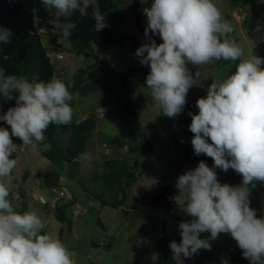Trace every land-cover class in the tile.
Wrapping results in <instances>:
<instances>
[{
  "label": "clouds",
  "instance_id": "clouds-1",
  "mask_svg": "<svg viewBox=\"0 0 264 264\" xmlns=\"http://www.w3.org/2000/svg\"><path fill=\"white\" fill-rule=\"evenodd\" d=\"M41 4L54 10L55 25L65 38L76 27L71 17L77 12L87 17L91 9L94 31L109 26L97 0H41ZM143 11L148 22L145 36L158 34L163 42L157 45L149 37L151 42L135 55L142 65L150 66L146 85L163 115L178 116L189 89L201 81V72L193 75L189 65L198 69L213 61H238L232 74L213 80L206 97L197 99L198 113H188L194 153L205 154L214 164L209 167L200 161L177 179L179 196L186 200L184 211L193 219L179 224L182 239L169 245L173 259L211 250L210 240L228 233L250 264H264V216H257L249 200V185L264 183V57L246 54L244 47L229 39L234 27L213 0H154ZM11 36L9 29L0 28V43L9 44ZM73 86L72 81L56 77L45 82L37 75L31 79L6 75L0 68V97L15 100V106L0 115L10 126V131L0 127V264H76L77 253L45 231L36 212L17 211L9 199L18 162L12 158L18 150L12 137L33 152L51 151L45 133L50 125L72 122L71 102L79 99V92L70 91ZM78 159L88 162L91 154L81 153ZM216 168L225 173L234 170L242 176L241 183L219 182ZM39 199L45 201L44 196ZM205 232L210 237L201 239Z\"/></svg>",
  "mask_w": 264,
  "mask_h": 264
},
{
  "label": "rangeland",
  "instance_id": "rangeland-1",
  "mask_svg": "<svg viewBox=\"0 0 264 264\" xmlns=\"http://www.w3.org/2000/svg\"><path fill=\"white\" fill-rule=\"evenodd\" d=\"M153 2L154 0H139L142 29H145L148 23L143 10L151 7ZM213 2L221 10L224 19L234 27L229 39L236 40L244 47L246 54L264 57V13H258L262 5L260 0H251L247 6L242 7L245 12H238L237 20L231 16L230 12L234 10L231 2L228 0ZM118 6L124 17L120 31L130 37V40L120 48L99 52L93 47L92 52L78 56L67 39L59 36L53 42V33L49 31L43 35L42 42L59 75L56 78L65 82L74 77L79 70L90 68L102 59L107 60L115 72L133 70L131 85L136 94L133 98L135 119L123 123L119 117L105 118L104 112L107 109H114L116 105L104 93H96L78 100L73 108L72 121L85 118L97 121L98 133L94 131L86 148V152L91 154V160L88 162L52 165L38 152H33L28 146L22 145L19 138L12 137L18 146L17 152L14 153L18 162L12 174L14 179L9 187V199L20 212H24L22 209L24 202L25 211L36 212L45 223V231L55 236L59 235L55 208L64 204L66 215L74 221L75 228L73 236L70 237L69 229L65 226L63 242L77 253L76 264H155L156 240L163 234L167 237L174 236L179 226L177 208L165 212L146 208L143 204L149 194L158 190L160 183L168 179L171 165L175 163L172 147L176 143L189 142L191 134L189 125L181 121L191 122V117L188 115L189 112L182 111L178 116L169 118L163 115L159 105L152 101L150 89L147 88L146 80L140 71L143 65L140 58L135 55L136 50L147 43V39L137 28L131 1L120 0ZM33 15L31 12V17ZM150 35L158 36L151 32ZM56 55L61 56V59H57ZM236 63L213 61L198 69L189 65L193 75L196 70L201 72V81L189 89L186 97L185 105L193 106V114L198 113L197 99L206 97L207 88L212 81L226 78ZM5 73L13 72L6 69ZM99 74L95 68L88 72V76ZM42 81L49 80L43 78ZM132 131L137 136L139 146L134 152L128 151V147H131L128 138ZM114 137L124 141L125 147L118 148L109 144L108 140ZM122 157L130 162H138L143 169V175L135 188L125 190L128 201L122 205L120 211L103 206L101 201L109 200L103 185V176L106 173L104 162ZM57 175L62 176L65 182L59 183ZM21 192L25 195L24 199H21ZM60 193H64V196H60ZM15 195L18 196L17 199L14 198ZM40 196H44V202L40 201ZM72 206L86 209L88 211L86 216L81 220L73 218ZM99 222L108 229L106 238ZM105 240L111 247L91 245L92 242L100 244ZM224 260L227 259L221 254L217 263L222 264ZM227 262L231 264L230 261Z\"/></svg>",
  "mask_w": 264,
  "mask_h": 264
},
{
  "label": "trees",
  "instance_id": "trees-1",
  "mask_svg": "<svg viewBox=\"0 0 264 264\" xmlns=\"http://www.w3.org/2000/svg\"><path fill=\"white\" fill-rule=\"evenodd\" d=\"M120 0H97L101 11L106 14V24L109 25L101 31H94V20L91 16V9L87 17H80L75 13L71 20L76 24L72 30V35L65 38L62 32L55 25L54 10L45 9L41 0H0V28H7L11 31V42L9 44L0 43V68L12 71L6 75L25 76L29 79L37 75L40 80H51L58 75L55 66L49 58L42 37L37 34L39 29L53 33V42L61 36L68 40L76 55H84L92 52L93 47L99 52H108L122 47L130 40L128 35L120 31L123 23V13L118 6ZM133 6V14L136 19L138 30L145 35V29L140 27V3L139 0H130ZM233 6H247L251 0H228ZM264 1V0H261ZM36 10L33 17L31 12ZM36 19V21H35ZM146 37V36H145ZM151 40L156 44L162 43L160 36L153 37L149 33ZM149 37H146L147 43H150ZM257 50V49H255ZM134 52V50H133ZM238 63V62H237ZM97 69L99 75L88 76L90 69ZM236 70V64L229 70L228 76ZM145 80L150 72V66L143 65L140 69ZM59 76V75H58ZM134 76L133 70L120 73L115 72L112 65L105 59L97 61L92 67L82 69L69 81L73 82L72 92H79V99L88 98L96 93H104L116 105L114 109H107L104 112L105 118L119 117L123 123L135 119L136 112L133 108V96L135 94L131 85V79ZM68 82V81H67ZM78 100L71 102L72 108L75 107ZM15 106V101L4 100L0 97V115L7 112L10 107ZM182 111L193 112V106L185 105ZM182 123L190 125L188 120H182ZM0 127L9 129L6 122L0 120ZM97 128V121L93 118H85L81 121H72L68 125H50L45 135L47 142L52 145L49 152L40 153V156L49 161L52 165H62L77 163L81 153L86 152L90 142L91 135ZM66 137V141H64ZM193 133L189 136V142L176 143L173 147L175 163L171 172V180L176 185L177 179L184 174L183 168L188 164H198L204 161L206 164H214L213 160L205 154L196 155L194 153L191 139ZM108 143L118 148L125 147V142L118 137L108 140ZM128 151L134 152L139 147L137 136L132 131L129 134ZM209 143L211 141L209 140ZM147 148V146H146ZM14 159L16 156L13 154ZM106 173L103 176V185L109 195V206L114 209H120L126 200L125 190L133 189L143 175V169L138 162H130L126 158L106 160L104 162ZM229 169L228 171H231ZM27 176L26 174L24 175ZM176 187V186H175ZM21 199H24L23 192L20 193ZM106 205L104 201H101ZM186 201L184 202V206ZM23 211L26 210V204L22 203ZM153 209V208H152ZM256 209L258 212L259 209ZM156 210V209H155ZM55 219L63 226L60 228L58 237L62 240L66 226L71 227V220L65 212V205L55 208ZM180 224V223H179ZM180 230L172 237L165 234L156 240V261L155 264H214V255L211 250H199L198 254L180 260L173 259V253L170 243L181 241ZM184 259V260H182ZM229 260L231 264H250V261L243 257L242 253L235 249Z\"/></svg>",
  "mask_w": 264,
  "mask_h": 264
},
{
  "label": "crops",
  "instance_id": "crops-1",
  "mask_svg": "<svg viewBox=\"0 0 264 264\" xmlns=\"http://www.w3.org/2000/svg\"><path fill=\"white\" fill-rule=\"evenodd\" d=\"M263 3H264V1H261L260 0V5L263 4ZM238 12L239 13H244L245 10L241 6H234V10L232 12H230L231 13V16H232V18L234 20H237L239 18ZM33 14H34V12H33ZM241 18L243 19V16ZM35 21H36V19H35ZM189 123H191V122L189 121ZM95 132L98 133V130L96 129ZM197 165L198 164H188V165H185L184 168H183V171L186 172L188 170H193V169H195V167H197ZM207 165L209 167H213V164H207ZM173 166H174V163L171 165L170 172H169V175H168V179H166L165 181H162L160 183V185L163 182H167V181H169L171 179V172H172ZM51 171H53V169H51ZM215 171L217 172L218 180L221 183H228L230 185L235 186V185L240 184L241 181H242V176H240L239 174H237L234 170H231V171H228V172L225 173L221 169L216 168ZM56 178H58L57 180H58L59 183H64L65 182L64 178L62 176H60V175H57ZM255 185H260V186H263L264 187V183L254 182V185H249L250 189L252 190V188ZM159 187H158V189H159ZM157 191L158 190H156L155 192L153 191V192H151V194H149V196L146 198V200H145V202L143 204L144 207L149 208V207H147V202L150 201V199L153 197V195ZM179 195L180 194H179V191H178V194H177V197H176V205L173 208V210L175 208H177V225L179 223H181L182 221H191V219H193L192 217H190L189 215H187L186 212L184 211V207H185L184 206V202L186 201L185 200V197L179 196ZM127 201H128V198L126 197V200L124 201V203H126ZM104 202L106 203V205H103L102 204L103 206H109V203L106 200ZM62 205H64V204H62ZM93 205H95V204L93 203ZM110 208H112V207L110 206ZM72 209H73V211H72V217L73 218H78V220H81V218H83V216L85 217L86 214H87V212H88V211H86V209L81 208L80 206H72ZM78 210H79L80 213L78 212ZM115 210H120L121 211L122 210V207L120 209H115ZM257 216L258 217L264 216V207L263 208H260L258 210ZM56 222L59 224L58 228H59V231H60V228L63 227V226L57 220H56ZM73 222L74 221L71 220V227L69 228L70 237H72L73 236V233H74V230L73 229L75 227L73 226L74 225ZM99 225L103 229V235H105V238H106L107 237V233H108L107 227L103 223H101V222H99ZM64 228H65V226H64ZM58 234H59V232H58ZM64 236H65V234L62 237V241H63ZM209 237H210V233H206L205 232V233H201L200 234V238L201 239H208ZM100 244H97L96 242H92L91 245L94 246V247H98V246H100ZM210 244H211V251L213 252V255H214V264H218L217 263V259H218L219 255H221V254H223V257L225 259H227L226 261H230L229 260V257H230L231 253L235 249H238L242 253V250L238 247L236 241L228 233H221L216 240H210ZM107 247L108 248L111 247L109 242H108Z\"/></svg>",
  "mask_w": 264,
  "mask_h": 264
},
{
  "label": "water",
  "instance_id": "water-1",
  "mask_svg": "<svg viewBox=\"0 0 264 264\" xmlns=\"http://www.w3.org/2000/svg\"><path fill=\"white\" fill-rule=\"evenodd\" d=\"M258 13H264V3L261 5ZM163 182L158 191L153 195L150 201L147 202V207L160 211L169 212L173 210L176 205V197L178 189L175 187L173 181L170 179L171 184ZM250 206L252 208L264 207V187L255 185L249 194Z\"/></svg>",
  "mask_w": 264,
  "mask_h": 264
},
{
  "label": "built area",
  "instance_id": "built-area-1",
  "mask_svg": "<svg viewBox=\"0 0 264 264\" xmlns=\"http://www.w3.org/2000/svg\"><path fill=\"white\" fill-rule=\"evenodd\" d=\"M37 34H38L39 36H41L42 38H43V35H46V33H45L42 29H39L38 32H37ZM56 58H57V59H61V56L56 55ZM60 196H64V193H60ZM14 198L17 199L18 196L15 195ZM78 212H79V210H78ZM79 213H80V212H79ZM107 245H108V241L105 240V241H103V242L100 244V247L105 248V247H107Z\"/></svg>",
  "mask_w": 264,
  "mask_h": 264
},
{
  "label": "flooded vegetation",
  "instance_id": "flooded-vegetation-1",
  "mask_svg": "<svg viewBox=\"0 0 264 264\" xmlns=\"http://www.w3.org/2000/svg\"><path fill=\"white\" fill-rule=\"evenodd\" d=\"M166 184H171V183H170V180H169V181H167V183H166Z\"/></svg>",
  "mask_w": 264,
  "mask_h": 264
}]
</instances>
